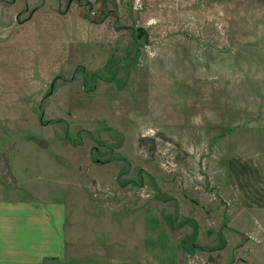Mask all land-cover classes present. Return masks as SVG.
<instances>
[{
	"label": "rangeland",
	"instance_id": "1",
	"mask_svg": "<svg viewBox=\"0 0 264 264\" xmlns=\"http://www.w3.org/2000/svg\"><path fill=\"white\" fill-rule=\"evenodd\" d=\"M150 212L154 264H264V0H0V243Z\"/></svg>",
	"mask_w": 264,
	"mask_h": 264
},
{
	"label": "crops",
	"instance_id": "2",
	"mask_svg": "<svg viewBox=\"0 0 264 264\" xmlns=\"http://www.w3.org/2000/svg\"><path fill=\"white\" fill-rule=\"evenodd\" d=\"M80 203L78 207L83 208L84 206ZM88 204L90 203L88 202ZM88 204L86 206L89 207L90 210L92 205ZM151 204L145 205L147 206L146 208H150ZM146 208L144 210H146ZM64 210V205L60 202H49V204L47 205L48 213H50L52 217L57 220V223L59 222L58 227H61L64 223V221L61 222ZM92 214L95 215V211H93ZM151 214L152 212L147 213L143 216L144 222L141 221L142 224L139 227L141 229V236L143 238L144 235L149 236V244L147 245L148 247H145L144 242L142 241L140 244H137V242H133L132 240H128L126 238L124 232L125 230H128L130 228V222H128L127 218L124 219V222L115 221V234L114 230L110 231L111 224L110 222H107L105 218L100 219L99 223L94 222L92 224L94 226L93 231L87 230V234H84V232L80 230L82 229L83 224L82 227L81 225H76L80 220L78 219V216L73 213V246L71 247L70 251L67 252L68 255L66 256H64L62 251L58 250V245L56 246L53 240V235L55 234L54 231H51L52 242L46 245L40 244L34 251L32 250V246L30 245V243H23V239L21 237L20 243L22 244H18L14 236L15 233V235L17 236V228L24 227L30 224L26 222L25 215L19 221H17L19 216H11L8 217L7 220V223L9 224L8 233H10V236L11 234L14 236L15 243L14 246L11 247L12 237H10L11 244L9 249L6 248L4 239L0 243V264H154L153 256L158 253V249L155 251L153 248V238L155 235V230H157L159 233V227L158 225L157 228L154 227L152 223L154 224V219L155 223H158L159 217ZM96 215L98 216L99 214ZM35 219L40 221H38L39 223L37 224H39L41 228L48 227V217L46 213H44V216H40V218ZM91 221H93V219H91ZM146 222L148 223V227L145 225ZM41 223H43V226ZM130 224L133 225L135 223L132 221ZM137 226V224L133 226L134 230L136 231L138 230ZM104 229H106V231H104ZM75 231L77 232L75 233ZM170 240L174 244V249L176 250L174 241L172 239ZM135 246L143 247L142 253L145 255L147 254L148 258H145V260L143 261V259H139L137 256H133L131 253H129L128 256L129 248L132 249V247Z\"/></svg>",
	"mask_w": 264,
	"mask_h": 264
}]
</instances>
